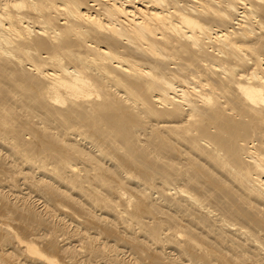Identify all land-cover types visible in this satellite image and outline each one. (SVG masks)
Wrapping results in <instances>:
<instances>
[{"label":"bare ground","instance_id":"1","mask_svg":"<svg viewBox=\"0 0 264 264\" xmlns=\"http://www.w3.org/2000/svg\"><path fill=\"white\" fill-rule=\"evenodd\" d=\"M0 264H264V0H0Z\"/></svg>","mask_w":264,"mask_h":264}]
</instances>
